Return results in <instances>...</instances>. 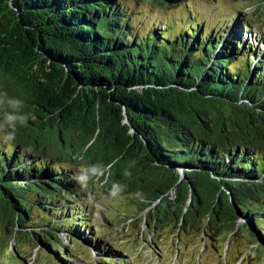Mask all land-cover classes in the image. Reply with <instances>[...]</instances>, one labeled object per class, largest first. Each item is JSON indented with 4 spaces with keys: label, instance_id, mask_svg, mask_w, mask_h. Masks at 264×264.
Returning <instances> with one entry per match:
<instances>
[{
    "label": "trees",
    "instance_id": "trees-1",
    "mask_svg": "<svg viewBox=\"0 0 264 264\" xmlns=\"http://www.w3.org/2000/svg\"><path fill=\"white\" fill-rule=\"evenodd\" d=\"M11 2L20 22L10 0H0L6 233L27 234L62 264L77 259L62 235L120 253L96 243L93 188L75 175V162L86 160L91 178L138 191L141 205L157 201L139 207H150L147 224L192 229L204 220L220 234L243 220L264 248V35L251 32L247 16L236 12L206 31L186 0ZM174 6L187 8L185 26L153 13ZM6 114L26 123L12 129Z\"/></svg>",
    "mask_w": 264,
    "mask_h": 264
},
{
    "label": "rangeland",
    "instance_id": "rangeland-1",
    "mask_svg": "<svg viewBox=\"0 0 264 264\" xmlns=\"http://www.w3.org/2000/svg\"><path fill=\"white\" fill-rule=\"evenodd\" d=\"M186 1L192 2L196 10L192 21L202 23L206 31L222 27L231 15L239 12L249 18L253 34L264 35V0ZM129 5L133 6L132 3ZM185 10L187 8L174 6L161 12L154 9L153 13L162 19L173 18L182 27L191 21L185 18ZM8 99L0 96V105L8 103ZM74 165L75 175L81 184L93 188L94 196L90 197L88 205L93 206L91 220L99 236L96 243L104 240L103 246L109 252L121 250L114 257L101 252L99 247L73 245L61 236L70 253L77 257L73 264H103L104 261L113 264L114 261H125V264H264V248L254 234L245 229L243 220H238L235 227L223 228L220 234L209 230L204 220L192 229L187 225L176 228L172 222H155L153 225V219H149L147 224L146 212L150 207L144 211L139 207L152 202L141 205L138 191L112 189L110 181H103L104 177L91 178L86 160L77 161ZM169 194L174 197L173 191ZM203 223L206 229L201 232ZM231 228L233 232L229 231ZM11 263L62 264L52 251L41 247L27 234L20 232L13 238L12 232L6 233L4 226L0 225V264Z\"/></svg>",
    "mask_w": 264,
    "mask_h": 264
},
{
    "label": "water",
    "instance_id": "water-1",
    "mask_svg": "<svg viewBox=\"0 0 264 264\" xmlns=\"http://www.w3.org/2000/svg\"><path fill=\"white\" fill-rule=\"evenodd\" d=\"M10 3H11V7H12V9H13L14 15H15V19H17V21L20 22L19 14H18L17 10L15 9V7L13 6L11 0H10ZM33 50H34L36 53H39V54L41 55L42 58L46 59V60H47V63H51V62H52L56 67H59V68H60V69H61V70L67 75L68 78H71V79L74 81V84H75L76 88H80V85H79L78 80L76 79L75 75H74L73 73H71L67 68L63 67L62 64H61L59 61H55V60H52V59L46 57V55H45L44 52L38 47V45L34 46V47H33ZM207 99H209L210 101H212V100H216V99H214V98H212V97H208ZM209 100H208V101H209ZM212 102H215V101H212ZM122 113H123V115H124V117H125V114H124V111H123V110H122ZM123 122H124V123H128L126 118L124 119ZM130 131H131V133H133V129H132V128H131ZM151 156L153 157L152 154H151ZM154 163H155L156 165H159V163H157L156 161H154Z\"/></svg>",
    "mask_w": 264,
    "mask_h": 264
},
{
    "label": "clouds",
    "instance_id": "clouds-1",
    "mask_svg": "<svg viewBox=\"0 0 264 264\" xmlns=\"http://www.w3.org/2000/svg\"><path fill=\"white\" fill-rule=\"evenodd\" d=\"M5 119L7 120L9 127L12 129H15V124H14L15 121H19L20 125H23L26 123L27 118L23 115L6 114ZM2 128H3V125H0V129ZM4 139L6 141V144H10L15 140V136L12 133L8 132V133H5Z\"/></svg>",
    "mask_w": 264,
    "mask_h": 264
}]
</instances>
